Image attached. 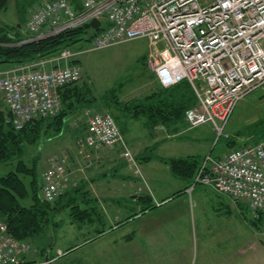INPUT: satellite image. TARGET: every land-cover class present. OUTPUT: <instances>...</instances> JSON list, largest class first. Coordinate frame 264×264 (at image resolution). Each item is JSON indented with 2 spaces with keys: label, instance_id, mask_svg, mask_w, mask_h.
<instances>
[{
  "label": "built area",
  "instance_id": "obj_1",
  "mask_svg": "<svg viewBox=\"0 0 264 264\" xmlns=\"http://www.w3.org/2000/svg\"><path fill=\"white\" fill-rule=\"evenodd\" d=\"M80 4L75 8L71 0H45L34 5L25 21L30 37L24 42L92 18L99 20L98 31L85 49L146 38L154 47L148 67L159 84L168 88L186 80L195 94L196 103L185 110L190 127L209 123L217 136L229 137L225 127L237 102L264 82V0H80ZM81 49H63L50 58L0 70V99L14 128L62 109L59 91L83 73L78 63H70ZM89 112L81 153L85 146H119L139 180L133 193L140 194L147 183L117 123L108 113ZM42 179L45 200L65 192V158L48 157ZM197 183L246 203L253 214L264 212V138L220 157L205 155L189 190ZM31 248L30 242L9 235L0 222V264H23L21 258Z\"/></svg>",
  "mask_w": 264,
  "mask_h": 264
},
{
  "label": "rangeland",
  "instance_id": "obj_2",
  "mask_svg": "<svg viewBox=\"0 0 264 264\" xmlns=\"http://www.w3.org/2000/svg\"><path fill=\"white\" fill-rule=\"evenodd\" d=\"M34 1L37 0H8L6 10L0 12V21L17 22L19 16L25 15ZM18 5H20V9H18ZM101 21L102 24L106 23L104 19ZM24 22L23 20L22 32L28 34ZM83 46L77 56L83 73L77 82L87 84L91 88V94L93 93L99 98L104 97L106 91H111V94L107 93V96L112 101L123 102L132 99L134 101V98L141 97L149 91L147 61L154 51L149 40L146 38L132 39L104 48L89 50ZM131 107L133 108V106ZM88 109L90 112L108 113L103 107L86 108L83 112L84 115L78 120L82 124L87 121L85 112ZM132 110L134 108L130 111ZM108 114L111 115V113ZM147 119L145 115L138 119L118 120L116 123L121 125L131 122L138 124V127L139 124H144L143 122ZM62 130L58 136L54 135L51 138L44 136L35 143L25 144L22 157L25 164L30 167L36 165V171L39 173L44 156L52 149L66 143L67 135L64 131L71 130L68 125L65 126V123ZM225 132L229 137L217 136L215 132L211 133L207 125L187 127L185 123L179 126L178 131H169L174 134H170L163 140L166 143L154 144L144 154L157 158L160 155L170 154L167 149H173L172 153L177 156L195 151V155L204 157L207 154L215 156L231 150L229 141H232L231 143L237 147L255 144L264 138V82L239 99L226 124ZM212 134L213 138H210ZM196 137L199 138V142L193 143L192 139ZM185 144L186 146H184ZM15 167L16 161L0 162V176L14 170ZM21 176L26 186L29 187L30 176ZM173 178L179 182L178 179ZM29 197L21 201L25 205H29L31 202ZM68 197L69 195L64 200ZM195 199L194 201L193 198L191 203L187 199L186 204L187 207L189 206L187 213L183 212L184 214L175 219L164 221L162 215L145 217L142 222L143 233L138 234L131 243L123 242L117 237H114L117 238L114 243L109 242L108 239L97 243L91 249L93 262L98 260L97 264H242L237 262L238 259L233 260L223 256L222 253L225 251L221 248L227 249L225 247H241L249 253L256 254L258 258L262 254L264 256V220L259 227H254L250 223L252 213L245 203L237 204L230 199L226 210L218 213L214 209V202L198 197V195L195 196ZM70 210V206L64 207V213L69 214ZM136 225L135 223L131 225L130 230L133 227L135 229ZM64 227L63 225L56 231H66ZM53 230L54 228L49 229L52 237ZM81 235L83 238L84 233L74 236L63 234L56 239L54 246L62 247L70 241H79L82 239ZM36 242H38L37 239ZM211 247L215 250L210 251L209 254L203 251L204 248L210 249ZM252 263L254 264V259H251V262L248 260L247 264Z\"/></svg>",
  "mask_w": 264,
  "mask_h": 264
},
{
  "label": "crops",
  "instance_id": "obj_3",
  "mask_svg": "<svg viewBox=\"0 0 264 264\" xmlns=\"http://www.w3.org/2000/svg\"><path fill=\"white\" fill-rule=\"evenodd\" d=\"M43 1L45 0H37L31 3V5H37ZM48 67H51V65H48ZM147 69L150 80L149 91L138 98L150 94L161 86L155 74L148 66ZM61 90L63 91V88ZM72 95V92H67L64 97H69L68 99H70L73 98ZM84 108L86 109V107L81 105L65 117V126L67 127L68 125L71 130L69 132L64 131L67 135L66 143L52 149V151L44 156L38 175L42 182V174L47 168L48 157H64L67 162L68 174L65 191H69L67 195H69V198H72L71 202L73 205L77 204L81 209H87V215H85L87 217L84 221H73L68 213H64V208H62L55 218L60 223L50 227L54 228L52 232L54 233L53 237L50 236L51 232H49L50 228H48L37 239L38 242H36V239L30 240L32 249L22 256L24 264H85V261H87V264H97L98 260L97 262H93L91 254V249L97 243H101L106 239L114 243L117 241V238L122 239L123 242L131 243L138 234L143 233L142 222L145 217L162 215V220L164 221L175 219L177 216L187 213V209L189 208L186 204L187 199L191 203L193 198L194 201L196 200V195L214 202V209L218 213L226 210L229 204L228 200L232 199L230 196L216 191L209 185L200 183L194 185L189 190L192 182L188 183L185 179L174 176L168 164L159 159L160 156L180 157L195 155V151L177 156V154L172 153L173 149H167L170 151V154L166 156L160 155L157 158L144 154L149 147H153L154 144H160L170 134H174L169 133V131L176 132L179 130L178 127L175 128L176 126L173 125L169 129L160 124L152 126L145 120L144 124H139L138 127V124L129 122L122 129L119 128L127 146L135 157L139 159L140 167L148 186L140 194L150 195L152 203L155 206L152 209L140 212V204L132 198L133 191L137 188L139 180L133 171L128 168L129 166L122 157L121 148L119 146L112 148L106 146H85L83 153H81L80 140L86 133L87 121L82 124L78 120L84 115ZM186 125L189 127L187 122ZM203 125H207L211 133L215 132L213 126L209 123L198 126ZM140 126L142 127L140 128ZM60 133L55 136H58ZM210 138H213V134ZM192 141L193 143L199 142V138H193ZM225 152L215 155V157H220ZM144 156H147V158H144ZM173 177L178 179L179 182L173 180ZM177 191H180V193L174 196V193ZM134 223L137 224L135 229L133 227L130 230L131 225ZM63 225L66 231H56ZM99 231L102 232L99 233ZM82 233H84L83 238L81 235L80 238L82 239L79 241H70L62 247L54 246L56 239L63 234L74 236ZM115 233L117 234L115 235ZM212 248H204L203 251L209 254L210 251L215 250ZM225 248L227 249L221 248V250L225 251V253H222L223 256L230 257L233 260L238 259L237 262L239 263L247 264L248 260L251 262V259H254V264H264L263 254V258L262 256L258 258L256 254L249 253L241 247ZM226 262L228 263V260Z\"/></svg>",
  "mask_w": 264,
  "mask_h": 264
},
{
  "label": "trees",
  "instance_id": "obj_4",
  "mask_svg": "<svg viewBox=\"0 0 264 264\" xmlns=\"http://www.w3.org/2000/svg\"><path fill=\"white\" fill-rule=\"evenodd\" d=\"M7 1L0 0V12L6 10ZM71 2L75 8H80V0H71ZM33 6H29L27 13L19 16L15 23L0 21V69H8L41 58H50L67 48L81 49L84 44L88 45V42L98 31L88 23H84L58 34L23 42L29 35L22 32V22L26 20V15ZM18 9H20V5H18ZM70 63H79V60L75 58L70 60ZM59 92L62 109L57 114L34 118L21 129L14 128L8 121L10 112L0 99V162L16 161L14 170L0 176V222L5 224L6 232L19 241L31 243L30 240L38 239L48 228L58 225L60 221L55 220L56 215L65 206H70L71 220L84 221L87 217L85 216L87 209H81L77 204L73 205L72 198L68 197L64 200L69 191L63 192L53 201H47L42 197L43 181L40 182L36 165L27 166L22 159L25 144H32L44 136L51 138L60 133L65 123V117L81 105L86 108L103 107L108 113H111L115 122L126 121L130 118L138 119L146 115L148 124L152 126L160 124L169 129L172 125L179 128L185 124V110L196 103L195 94L186 80L168 88L159 86L157 90L142 98L134 99V101H132L133 99L123 102L112 101L107 96V93L109 94L111 91H106L105 98L102 96V98H97L98 96L91 94V88L87 84H80L77 81L64 86L63 91ZM67 92H72L73 98H65ZM131 106L134 108L132 111H130L133 109ZM124 125L125 123H122L118 127L122 129ZM231 142L229 141V148L239 147ZM136 159L139 162V159ZM159 159L168 164L174 176L191 183L204 157L199 155L160 156ZM21 175L30 176L29 187L26 186ZM179 193L180 191L175 192L174 196ZM28 196H30L31 202L29 205H25L21 200ZM132 198L140 204V212L155 207L150 195L133 193ZM263 220L264 212L252 213L250 223L254 227H259Z\"/></svg>",
  "mask_w": 264,
  "mask_h": 264
},
{
  "label": "water",
  "instance_id": "obj_5",
  "mask_svg": "<svg viewBox=\"0 0 264 264\" xmlns=\"http://www.w3.org/2000/svg\"><path fill=\"white\" fill-rule=\"evenodd\" d=\"M88 24L93 27V28H97L99 25V20L97 18H92Z\"/></svg>",
  "mask_w": 264,
  "mask_h": 264
}]
</instances>
